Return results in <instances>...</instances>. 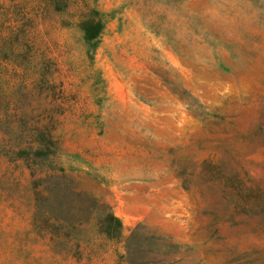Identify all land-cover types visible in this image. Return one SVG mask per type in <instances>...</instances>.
<instances>
[{
	"label": "rangeland",
	"instance_id": "rangeland-1",
	"mask_svg": "<svg viewBox=\"0 0 264 264\" xmlns=\"http://www.w3.org/2000/svg\"><path fill=\"white\" fill-rule=\"evenodd\" d=\"M67 4L0 127V264H264V0ZM48 110L56 144L12 147Z\"/></svg>",
	"mask_w": 264,
	"mask_h": 264
},
{
	"label": "trees",
	"instance_id": "trees-1",
	"mask_svg": "<svg viewBox=\"0 0 264 264\" xmlns=\"http://www.w3.org/2000/svg\"><path fill=\"white\" fill-rule=\"evenodd\" d=\"M37 1L35 5H30V0H27L24 5L2 3L0 7V127L3 130L10 125L14 129L19 121L28 117L25 100L33 101L39 96L34 89L41 83L44 67L51 65V58L46 57L45 62H42L38 56L40 26L48 14L61 13L68 6L67 0ZM102 29L100 20H92L84 25L85 40L90 48L97 46ZM52 81L50 71L48 86L52 85ZM46 118L49 119L48 123H45ZM51 121L53 117L48 110V115L46 111L45 117L39 116V120H36V127L31 130L30 137L16 141L12 147H36L34 158L43 156L46 151L41 147L56 144ZM0 143L9 146L3 138Z\"/></svg>",
	"mask_w": 264,
	"mask_h": 264
}]
</instances>
